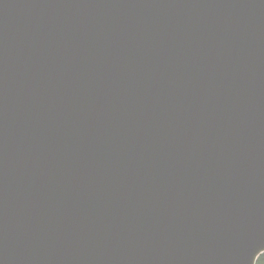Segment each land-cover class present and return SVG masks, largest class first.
<instances>
[{
  "label": "water",
  "instance_id": "water-1",
  "mask_svg": "<svg viewBox=\"0 0 264 264\" xmlns=\"http://www.w3.org/2000/svg\"><path fill=\"white\" fill-rule=\"evenodd\" d=\"M264 0H0V264H256Z\"/></svg>",
  "mask_w": 264,
  "mask_h": 264
},
{
  "label": "trees",
  "instance_id": "trees-1",
  "mask_svg": "<svg viewBox=\"0 0 264 264\" xmlns=\"http://www.w3.org/2000/svg\"><path fill=\"white\" fill-rule=\"evenodd\" d=\"M256 264H264V253L260 255Z\"/></svg>",
  "mask_w": 264,
  "mask_h": 264
}]
</instances>
